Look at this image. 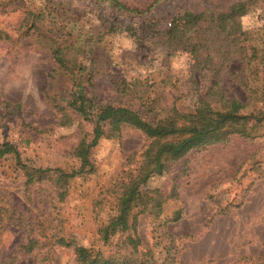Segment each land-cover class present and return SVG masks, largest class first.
I'll list each match as a JSON object with an SVG mask.
<instances>
[{"label": "rangeland", "instance_id": "obj_1", "mask_svg": "<svg viewBox=\"0 0 264 264\" xmlns=\"http://www.w3.org/2000/svg\"><path fill=\"white\" fill-rule=\"evenodd\" d=\"M118 1L143 13L121 16L107 4L91 0H0V30L11 38L10 42H0V143L15 144L27 164L65 170L77 167L70 153L81 132L77 120L71 126H59L45 102L47 75L55 64L50 53L32 39L18 40L27 10L54 14L55 3L72 6L69 17L61 20L66 23L71 19L66 25L69 31L83 34L81 61L85 66L90 61L96 65L91 92L101 103H123L151 119L159 116L162 108L192 110L198 93L210 86L209 73L191 76L188 54L170 51L156 37L148 42L142 36L164 30L171 17L185 10L197 12L235 0ZM61 7L58 15L62 14ZM241 14L242 29L252 42L264 41V0H244ZM118 18L120 25L132 29L108 32L109 22ZM124 41H129L130 47H124ZM177 54L187 55L185 66L179 69L173 68ZM242 68L237 60L231 63L220 89L226 98L244 103L247 93L232 75ZM163 79L168 82L162 83ZM115 83L124 84L128 95L121 96ZM83 127V132L90 131L87 124ZM146 144L144 136L130 128L124 129L119 139H101L91 154L95 169L70 180L68 194L61 202L49 185L42 183L33 187L29 203L14 157H4L0 159V207L29 210L27 216L34 214L47 234L59 231L76 246L117 249L118 260L128 264H160L170 246L169 235L179 237L172 251L175 264H261L264 124L252 139L232 137L225 143L189 152L168 172L153 175L142 186V190H159L167 199L157 218L147 214L138 217L141 245L137 252L122 246L121 235L114 236L112 245H102L97 231L114 215L125 176L137 168ZM22 235L9 224L0 229L2 264H76L72 247L43 245L24 254ZM117 243L118 248L114 246ZM147 249L152 250V257L142 255Z\"/></svg>", "mask_w": 264, "mask_h": 264}, {"label": "trees", "instance_id": "obj_2", "mask_svg": "<svg viewBox=\"0 0 264 264\" xmlns=\"http://www.w3.org/2000/svg\"><path fill=\"white\" fill-rule=\"evenodd\" d=\"M91 1L105 3L120 12L121 16L143 13L118 0ZM243 5L244 0H235L226 6L197 12L185 10L171 17L164 30L142 36L148 42L156 37L170 51L188 54L192 61L191 76L207 72L211 81L207 91L198 93L192 110L181 111L174 106L162 108L160 115L151 119L123 103H101L91 92L97 75L96 65L94 61H90L88 66L82 63L83 34L69 31L71 28L66 25L71 23V19L66 23L61 20L65 15L69 17L71 5L55 3L54 14L51 11H25L18 40L32 39L50 53L55 64L47 75L45 102L55 113L59 126H71L77 120L81 130L70 153L78 166L69 170L27 164L15 144L0 143V159L13 156L23 174L27 201L32 202L35 185L47 183L48 189L61 202L68 194L70 180L95 169L91 154L101 139H119L124 129L137 130L147 141L140 154L141 160L137 168L125 176L127 180L118 195L114 215L97 231L104 247L112 245L115 235H121L124 238L122 246L137 252L141 245L137 232L138 217L147 214L157 218L167 199L159 190H142V186L153 175L168 172L175 162L189 152L225 143L232 137L252 139L264 124V41L253 43L249 33L242 29ZM60 7L62 14L58 15ZM119 20L109 22L108 32L132 29L120 25ZM152 26L149 25L150 28ZM10 41V36L0 30V42ZM235 60L243 64V68L232 75L247 93L244 103L226 98L220 89L226 71ZM166 81L163 79L162 83ZM115 87L121 96L128 95L124 84L115 83ZM150 103L154 105L152 101ZM248 108L250 110L247 111ZM152 109L153 106H150L149 112ZM84 124L90 126L87 133L83 132ZM28 211L10 206L0 207V229L9 224L23 233L25 241L20 248L24 254H30L43 245H56L72 247L76 264H128L118 260L117 249L93 250L74 245L59 235V231L47 234L44 224L36 220L34 214L27 216ZM168 238L170 246L165 250V258L160 264L176 262V254L172 251L177 248L176 240L179 237L169 235ZM114 246L118 248L119 245ZM142 255L152 257V250L147 249ZM261 264H264V260Z\"/></svg>", "mask_w": 264, "mask_h": 264}, {"label": "clouds", "instance_id": "obj_3", "mask_svg": "<svg viewBox=\"0 0 264 264\" xmlns=\"http://www.w3.org/2000/svg\"><path fill=\"white\" fill-rule=\"evenodd\" d=\"M124 47H130V42L129 41H124ZM187 55H180L177 54V57L174 58L173 60V68L179 69L181 67H184V61L186 60Z\"/></svg>", "mask_w": 264, "mask_h": 264}]
</instances>
